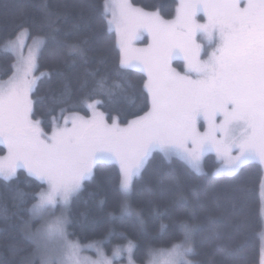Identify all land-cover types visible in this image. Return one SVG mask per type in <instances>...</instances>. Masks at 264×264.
<instances>
[{
  "label": "snow or ice",
  "instance_id": "snow-or-ice-1",
  "mask_svg": "<svg viewBox=\"0 0 264 264\" xmlns=\"http://www.w3.org/2000/svg\"><path fill=\"white\" fill-rule=\"evenodd\" d=\"M98 11L119 37L117 64L110 73L87 72L92 77L83 101L88 117L63 107L70 104L67 89L38 101L60 106L50 134L33 119L31 95L37 82L51 74L33 73L39 71L38 61L49 43L52 58L75 57L87 63V40H62L55 26L59 17L45 12V24L36 33L22 23L3 42L0 54L11 55L16 64L12 76L0 82V145L7 150L0 156V216L10 219L7 200L29 216L21 220V232L33 252L22 264H137L138 258L142 264H199L190 259L198 255V236L210 239L214 248L207 264H241V227L226 238L215 227L221 218L212 214V206L201 202L195 188V199L188 191L207 176L202 158L209 152L225 162L216 176H232L255 162L264 189V0H178L170 20L130 0H101ZM200 13L206 23L198 21ZM145 31L152 42L133 47ZM177 59L185 62L181 71L173 67ZM130 69L144 73V103L121 126L111 111L119 110L134 89ZM54 74L60 75L58 70ZM98 107L109 109L107 117ZM157 157L155 186L145 188L143 173ZM106 162L118 165L112 177L118 211L101 208L106 234L81 246L67 239L69 226L95 231V224L85 222L86 213L74 221L72 207ZM134 196L146 201L149 218L160 222L156 235L149 231L144 211L132 206ZM166 217L172 221L168 246L156 247L153 242L169 227ZM116 225L129 231H118ZM10 250L18 251L15 246ZM88 250H94V259L82 254Z\"/></svg>",
  "mask_w": 264,
  "mask_h": 264
},
{
  "label": "trees",
  "instance_id": "trees-1",
  "mask_svg": "<svg viewBox=\"0 0 264 264\" xmlns=\"http://www.w3.org/2000/svg\"><path fill=\"white\" fill-rule=\"evenodd\" d=\"M133 4L149 11H156L165 18L175 15V8L178 0H131ZM101 0H0V53L4 40L10 38L17 30L18 25L24 24L31 27L33 33L37 28L45 24V12L58 16L56 27L59 29L62 40H87L88 62L84 63L75 57L52 58L53 52L51 43L45 48L44 58L38 61L39 73L51 74L48 78H43L37 82V90L32 94L34 101V117L39 118L45 131H51V120L60 118V106L51 104H40L38 101L46 100L54 93L59 94L65 89L70 93V104L63 107H72L76 112L83 115H90V111L84 106L88 89L92 85V77L87 75L89 71L100 70L101 73H110L116 66L119 49L116 33L101 19L98 6ZM179 70H182L183 61L175 62ZM15 59L11 55L0 54V78L9 77L14 72L13 65ZM58 70L60 75L54 74ZM131 75L129 79L134 85V89L129 93V99L119 107V110H112L111 116L118 117L120 124L124 120L131 119V113L143 106L141 96L144 73L139 69L128 70ZM87 81V86L85 85ZM135 105V107H132ZM53 108L55 110L53 111ZM106 114L109 109L98 107ZM147 111V108L144 109ZM51 112V115H50ZM142 114V113H141ZM67 115V113H65ZM110 122L112 120H109ZM5 147L0 146V153L4 154ZM157 160H153L148 165L145 176V188L149 185L155 186L158 169ZM219 165L215 154L208 153L204 157V173L207 174L202 180L190 186L188 195L190 199H195L191 188H195L201 202L208 203L214 209L213 215L220 217V221L215 225L226 238L230 239L234 235V228L240 226V242L244 243L245 250L241 264H261L263 239L261 233L264 230V189L260 185V173L255 162L246 165L240 172L229 176L227 173H220L216 176L215 169ZM166 167V166H165ZM118 168L114 162H106L96 169L95 179L91 183L86 182L84 191L72 207V216L75 220L82 219L80 213H86L88 224H95V231L91 228L81 230L75 223L69 226L68 236L70 241L87 245L91 241L102 239L107 232L106 217L100 211H118L115 202V186L112 177ZM180 178H185L184 170L180 171ZM209 184L212 186L209 187ZM35 188L25 191H34ZM104 204H101V200ZM9 208L10 219L5 220L0 216V264H22V261L30 257L33 246L24 239L21 232V220L29 219L25 210L12 207V201H6ZM158 203L166 202L157 199ZM132 206L141 209L149 220V231L156 235L159 221L149 218L150 205L146 201H141L137 197L132 198ZM30 207V203L23 205V209ZM189 218V217H183ZM199 222L207 224L204 217H199ZM164 223L169 227L161 234L160 241L153 242L156 247H167V234L172 231V221L167 217ZM118 231H129L126 227L116 225ZM131 235V232H129ZM121 241L113 240L112 243ZM15 246L18 251L14 254L10 249ZM196 248L198 255L190 257L199 261V264H207L208 260L214 256V248L210 239L197 237ZM107 250V249H106ZM220 258L217 257V260ZM138 264H142L140 258Z\"/></svg>",
  "mask_w": 264,
  "mask_h": 264
},
{
  "label": "rangeland",
  "instance_id": "rangeland-1",
  "mask_svg": "<svg viewBox=\"0 0 264 264\" xmlns=\"http://www.w3.org/2000/svg\"><path fill=\"white\" fill-rule=\"evenodd\" d=\"M130 3H132V1L130 0ZM133 4V3H132ZM177 4H178V2H177ZM134 6H136V7H139V6H137V5H135V4H133ZM139 8H141V7H139ZM145 10V9H144ZM145 11H149V10H145ZM149 12H156V11H149ZM158 13V12H157ZM159 14V13H158ZM160 15V14H159ZM161 16V15H160ZM175 16V15H174ZM174 16L173 17H171V18H165V17H163L164 19H173L174 18ZM197 19H198V21L200 22V23H206L207 22V18L206 17H204L203 19H201L200 18V14H198V17H197ZM200 20H203L202 22L200 21ZM112 30L116 33V31H115V26L113 25L112 26ZM116 35H117V33H116ZM118 39H119V37H118V35H117V42H118ZM152 41H151V36L149 35V33L148 32H144L143 33V35H142V37H141V39H139V40H135V41H133V47H135V48H145V47H147L150 43H151ZM198 42L199 43H204L203 41H201V40H199L198 39ZM209 51H211V50H209ZM25 55H27V50L25 49V53H24ZM201 58L202 59H204V58H206V57H204L203 56V54H202V56H201ZM180 60H182L183 61V59H179V61ZM176 60H174L173 61V67H176L177 68V70L178 71H180L179 70V68L177 67V65H176ZM183 63H185L184 61H183ZM15 64H16V61H15ZM14 64V65H15ZM14 71H15V68H14ZM33 75H35V76H37V77H39L40 76V73L37 71V72H35V73H33ZM12 75H10L9 77H11ZM9 77H7V78H4V79H2V78H0V82H4V81H7L8 79H9ZM31 98H32V95H31ZM33 100V99H32ZM97 111H100V112H102L101 110H99L98 108H97ZM80 114V113H79ZM81 116H85V117H88V116H90L91 115V113H90V115H88V116H86V115H83V114H80ZM33 119H37V120H40L39 118H36V117H34L33 116ZM109 123H111L110 121H108ZM41 126H42V124H41ZM121 126H123V124H121ZM43 128V127H42ZM44 129V128H43ZM45 130V129H44ZM204 129L202 128L201 129V131H203ZM47 132V131H46ZM49 134L51 133V131L50 132H48ZM0 146H3V145H0ZM3 147H5V146H3ZM6 148V147H5ZM209 153H213V154H215V156H216V159H217V161L219 162V165L217 166V168L215 169V173H217V170L219 169V168H221L222 166H223V164L225 163L215 152H209ZM208 153H206L205 155H204V157L207 155ZM235 154V153H234ZM5 155H7V150H5L4 151V154L3 153H0V156H5ZM204 157L202 158V171H205V166H204ZM263 232H264V230H263ZM67 239H68V237H67ZM263 239V251H262V259H261V264H264V238H262ZM69 240V239H68ZM70 241V240H69ZM71 242H76V241H71ZM77 243V242H76ZM79 245H81V246H84L83 244H80V243H78ZM84 256H87V257H90V258H95V253H94V250H88V251H85V252H83L82 253ZM138 264V263H137Z\"/></svg>",
  "mask_w": 264,
  "mask_h": 264
},
{
  "label": "flooded vegetation",
  "instance_id": "flooded-vegetation-1",
  "mask_svg": "<svg viewBox=\"0 0 264 264\" xmlns=\"http://www.w3.org/2000/svg\"><path fill=\"white\" fill-rule=\"evenodd\" d=\"M241 6H243V2L241 3ZM202 16H203V13H200V17H202ZM200 21L202 22L203 20H200ZM209 50H211V49H209ZM176 62H179V59H177Z\"/></svg>",
  "mask_w": 264,
  "mask_h": 264
}]
</instances>
